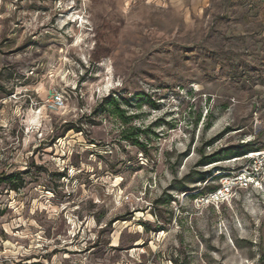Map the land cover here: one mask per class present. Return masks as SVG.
<instances>
[{
    "label": "rangeland",
    "instance_id": "rangeland-1",
    "mask_svg": "<svg viewBox=\"0 0 264 264\" xmlns=\"http://www.w3.org/2000/svg\"><path fill=\"white\" fill-rule=\"evenodd\" d=\"M0 264H264V0H0Z\"/></svg>",
    "mask_w": 264,
    "mask_h": 264
},
{
    "label": "trees",
    "instance_id": "trees-1",
    "mask_svg": "<svg viewBox=\"0 0 264 264\" xmlns=\"http://www.w3.org/2000/svg\"><path fill=\"white\" fill-rule=\"evenodd\" d=\"M106 101H108V103H107V105H106V111L107 112H109L110 114H113V115H119V113H123L122 112V110L120 109V105H119V102H118V99L117 98H114V97H111V98H107V100ZM97 113H99V111L97 110L96 112H95V114H97ZM120 115H122V114H120ZM121 117H123V116H121ZM74 129V128H73ZM70 130V129H69ZM68 130V131H69ZM143 132H146V131H143ZM128 139H130V138H128ZM15 178H16V176L15 175H10V176H7V178H4V180H12V181H14L15 180ZM19 188V187H18Z\"/></svg>",
    "mask_w": 264,
    "mask_h": 264
},
{
    "label": "built area",
    "instance_id": "built-area-1",
    "mask_svg": "<svg viewBox=\"0 0 264 264\" xmlns=\"http://www.w3.org/2000/svg\"><path fill=\"white\" fill-rule=\"evenodd\" d=\"M51 100L49 102V109L50 111L54 112V111H58L60 109H62L65 105V100L64 97L59 94V93H52L51 94ZM241 177H243V175L239 176V179H241ZM242 180H245V182L249 183L246 179V177Z\"/></svg>",
    "mask_w": 264,
    "mask_h": 264
},
{
    "label": "bare ground",
    "instance_id": "bare-ground-1",
    "mask_svg": "<svg viewBox=\"0 0 264 264\" xmlns=\"http://www.w3.org/2000/svg\"><path fill=\"white\" fill-rule=\"evenodd\" d=\"M251 157V156H250ZM14 246V245H13Z\"/></svg>",
    "mask_w": 264,
    "mask_h": 264
}]
</instances>
